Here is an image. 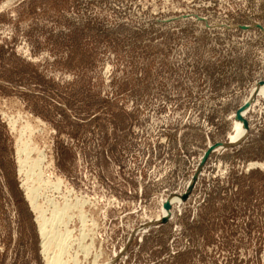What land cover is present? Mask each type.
Here are the masks:
<instances>
[{
	"label": "rangeland",
	"instance_id": "374dc122",
	"mask_svg": "<svg viewBox=\"0 0 264 264\" xmlns=\"http://www.w3.org/2000/svg\"><path fill=\"white\" fill-rule=\"evenodd\" d=\"M27 178L78 264H264V0H0V264Z\"/></svg>",
	"mask_w": 264,
	"mask_h": 264
},
{
	"label": "bare ground",
	"instance_id": "6f19581e",
	"mask_svg": "<svg viewBox=\"0 0 264 264\" xmlns=\"http://www.w3.org/2000/svg\"><path fill=\"white\" fill-rule=\"evenodd\" d=\"M26 180H28V183H25L26 190L28 191L26 192L27 198L29 200L31 207L34 208L38 214L37 221H39L38 223L39 233L41 237L43 238L42 240H43V247H44L42 249L43 250L42 253H43L44 258L46 259V262H47L46 264H69L71 260L73 262L72 264L74 263L78 264V260H76L77 259L76 257H78L77 254L72 258L70 256L67 258H64L63 255L66 253L68 256L69 253L67 252L68 250L72 248V246L74 245V242L82 238L81 236H80L81 238L80 237L74 238L72 236V231L68 228V219L70 218L69 216H71L70 213L71 211L73 212L74 207L79 206L80 204L79 202L81 201L76 200V202L74 203L64 202L61 207L54 205V209L52 210L51 216L47 218L44 215L43 217V211L39 209L36 204V198H37L36 193L39 187L38 186L36 187L35 184L38 185V182H37L38 178L37 180L35 178L34 179L27 178ZM57 185H58L57 183L54 184V186H57ZM82 233L84 235V232ZM89 243H90L89 245L87 244L88 246L84 245L85 248L83 249V251H86L87 253H88L89 246L93 244L91 240Z\"/></svg>",
	"mask_w": 264,
	"mask_h": 264
},
{
	"label": "water",
	"instance_id": "95a60500",
	"mask_svg": "<svg viewBox=\"0 0 264 264\" xmlns=\"http://www.w3.org/2000/svg\"><path fill=\"white\" fill-rule=\"evenodd\" d=\"M237 118H239V119H242V118H243V117L241 116V110L238 111ZM243 121H244V123H245V125H246V121H245L244 118H243ZM219 146H220L219 143H217V144L211 146V147L209 148V150L206 152V154H205V156H204V158H203L202 163H204V162L206 161V159L208 158V156L210 155V153H211L213 150H215L217 147H219ZM197 175H198V173H197L196 176L194 177V180L190 183V185H189L187 191H186V192L184 193V195L182 196L183 199H186V198L188 197V195H189V193H190V191H191V189H192V187H193L194 181H195V179L197 178ZM170 198H171V196H170V197L164 202V208H165L166 210H168V211H170V209H171V205H172V203H171V201H170ZM167 219H168V217H166V216L163 218L164 221H166Z\"/></svg>",
	"mask_w": 264,
	"mask_h": 264
}]
</instances>
